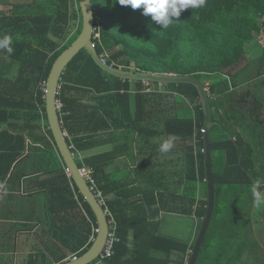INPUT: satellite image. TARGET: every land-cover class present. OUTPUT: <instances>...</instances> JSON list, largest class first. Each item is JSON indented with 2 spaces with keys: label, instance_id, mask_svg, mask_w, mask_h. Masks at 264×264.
<instances>
[{
  "label": "trees",
  "instance_id": "trees-1",
  "mask_svg": "<svg viewBox=\"0 0 264 264\" xmlns=\"http://www.w3.org/2000/svg\"><path fill=\"white\" fill-rule=\"evenodd\" d=\"M91 1L95 16L93 37L98 54L103 57L119 48L109 55V65L129 70L135 63V72L191 76L203 83L206 81L216 94V99H211L216 123L213 130L222 126L217 114L226 105V100L221 96L230 92L223 79L236 81L242 64L250 55L247 45L254 40L257 43V36L264 26V21H260L264 18V0H206L203 7L190 8L179 18H171L167 28L143 15L142 8L133 10L130 6H121L118 0ZM9 7V12L0 14V38L11 37L13 48L11 54L0 49V125L12 120L20 123L0 131V188L24 156L27 140H30L34 146L31 152L38 154L40 159L47 158L51 164L50 168L43 167L41 172L44 171L43 176L47 178L34 190L48 193L46 205L50 227L46 232L52 243L64 252L50 264H63L70 255L81 257L91 248V236L98 228L91 207L80 194L56 147L45 103V89L52 67L80 35L82 24L79 33L70 38L82 14L77 11L76 0H33L26 4H9ZM16 70L18 75L11 77ZM158 88L162 93H145V83H135L137 117L158 113L164 121V134L181 141L191 140L197 134L198 146L202 149L204 113L201 104H197L200 103L197 89L188 84ZM131 96V83L104 72L85 50L73 59L62 76L58 94V101L63 105L59 111L62 128L67 133L69 146L76 148L72 152L80 169L92 170L102 192L105 191V180L98 174L107 163L97 165L89 157L82 162L77 153L90 150L98 136L125 128V123L131 121ZM135 122L138 123V118ZM213 130V153L226 150L228 160L221 172L215 170L213 159L215 210L197 264H264V258L254 257L251 262L244 257L248 250L260 248L252 236L250 218L244 214L248 219L243 216L241 221L235 209L225 210L221 205L224 188L236 184L246 187L253 183L249 156L242 143L219 139V136L215 138ZM188 152L183 194V199L189 200L188 208H175L174 213L191 215L194 212L202 220L207 200L202 201L196 211L192 208L201 183L205 197L208 195L205 157L201 152L196 157L193 147L188 148ZM37 170L33 169L35 173ZM253 201L254 198L251 204ZM143 215V212L138 213L134 223L123 214L116 218L115 255L106 262L170 264L168 260L151 256L152 251H163L178 254L174 256V264L189 263L193 249L189 242L164 238L155 232H147L148 235L140 238L138 222H146ZM131 229L135 232L133 242L128 240ZM49 260L50 257L43 256L41 260H31L30 264H48ZM99 262L100 259L94 264Z\"/></svg>",
  "mask_w": 264,
  "mask_h": 264
},
{
  "label": "crops",
  "instance_id": "crops-1",
  "mask_svg": "<svg viewBox=\"0 0 264 264\" xmlns=\"http://www.w3.org/2000/svg\"><path fill=\"white\" fill-rule=\"evenodd\" d=\"M248 50V62L245 61L247 64L242 65L236 77L237 86L233 85L234 80L228 78L230 92L221 96L226 100V105L217 114V120L222 125L220 128L223 133L219 139L243 144L254 176L251 186L236 184L224 188L221 194V205L225 210L235 209L241 221L243 216L246 220L250 218L252 236L260 246L245 254L244 257L251 261L254 257L264 258V203L257 205L252 193V188L256 187L264 196V49L261 48L258 55ZM11 77H14L13 74ZM250 84L253 90L249 89ZM205 85L208 87L209 84ZM158 87L161 85L145 83L144 92L162 93ZM134 88L135 83H131V121L125 123L124 129H113L106 135L98 136L90 150L81 154L78 152L77 155L82 162L89 157L97 165L107 163L98 177L105 180L103 195L115 221L122 214L133 220L138 213L143 212L146 224L138 222L140 238L148 235L147 232H155L158 236L186 241L194 246L203 219L194 212L183 215L174 213V210L188 208V198L183 199L190 155L188 148L193 147L197 157L201 152L198 146L200 139L195 134L193 139L181 141L164 134V121L158 113L137 117ZM244 88L247 91L241 93ZM137 118L138 123L135 122ZM19 123L18 120H12L0 125V131ZM166 143L170 145L169 149L161 151ZM31 147H34L33 144L27 140L24 156L14 165L0 188V264H30L31 260H41L43 256L50 257V264L52 259L64 253L52 243L50 234L46 232L50 227L46 205L48 193L46 190L35 191L34 188L47 176H43L44 171L40 169L35 173L32 165H28L31 160L40 159L38 154L31 152ZM219 152L224 160L223 169H220L222 172L227 165L228 154L222 149ZM26 158L29 159L27 163L24 161ZM20 166L23 167L22 171L18 170ZM239 182L242 183V179ZM206 200L208 195L205 197L201 183L193 211ZM134 239L135 232L131 229L128 240L133 242ZM177 255L163 251H152L151 254L158 260H168L170 264H174V256ZM74 257L77 255H70L65 262ZM98 264L108 263L101 261Z\"/></svg>",
  "mask_w": 264,
  "mask_h": 264
},
{
  "label": "water",
  "instance_id": "water-1",
  "mask_svg": "<svg viewBox=\"0 0 264 264\" xmlns=\"http://www.w3.org/2000/svg\"><path fill=\"white\" fill-rule=\"evenodd\" d=\"M79 10L82 14V31L77 39L58 57L55 61L49 78L46 84L45 103L46 113L56 147L60 153L61 158L72 177L80 194L85 199V202L91 207L98 225V233L96 240L91 248L81 257L76 260H71L63 264H94L100 256L108 241L110 225L106 210L99 203L98 199L91 191L89 184L82 176L80 167L72 152L71 147L67 142V135L62 128L58 109V94L62 81V76L66 71L68 65L73 59L85 50L88 55L92 57L94 62L107 74L116 78L129 81L130 83L143 82L158 85H181L188 84L194 86L198 93L200 104L204 113V130L203 134V154L205 157V182L207 184L208 200L206 214L203 218L202 225L196 237L193 249L190 253L188 264H197L201 250L203 248L208 230L211 225L215 210L216 202V188L213 168V142L212 130L216 123L213 121V107L211 99L216 97L213 88H208L205 83L201 82L195 77L178 76L174 74H161L151 72H135L132 69L115 68L104 62L102 57L98 54L96 45L94 43L95 30V16L94 8L91 0H76Z\"/></svg>",
  "mask_w": 264,
  "mask_h": 264
},
{
  "label": "clouds",
  "instance_id": "clouds-1",
  "mask_svg": "<svg viewBox=\"0 0 264 264\" xmlns=\"http://www.w3.org/2000/svg\"><path fill=\"white\" fill-rule=\"evenodd\" d=\"M206 0H118L121 6H130L133 10L143 9V15L150 16L153 21L167 28L173 17L179 18L181 13L190 8H200L205 5ZM11 37L5 35L0 38V49L6 50L9 54L13 52ZM169 144H164L161 151H167ZM252 193L257 205L264 203V196L252 188Z\"/></svg>",
  "mask_w": 264,
  "mask_h": 264
},
{
  "label": "built area",
  "instance_id": "built-area-1",
  "mask_svg": "<svg viewBox=\"0 0 264 264\" xmlns=\"http://www.w3.org/2000/svg\"><path fill=\"white\" fill-rule=\"evenodd\" d=\"M263 21H264V18H262L261 23H263ZM96 36L99 37V35H96ZM257 43L262 49H264V26L261 27L260 32L257 36ZM108 58H109L108 54H106V56L102 57L104 62H107ZM62 107H63V105L59 101L58 102L59 111L62 109ZM201 133L203 135L205 133V130L202 129ZM71 149L76 150V148L74 146H71ZM196 151H198V150H196ZM201 152H203V148L201 149ZM80 172H81L82 176L85 178V180L87 181V183L89 184L91 191L94 193V195L98 199L99 203L106 210V214L109 218V225H110L109 237H108V241L106 243V246H105V248H104V250L100 256V261H107L108 259H111L115 255V245H116V241H117V223H116L115 219H113V217L109 213V210L107 209V205H106V201H105L103 192L98 188L96 181L93 178L92 170L90 168L83 167L80 169ZM97 233H98V229L96 228V229H94L93 235L91 236V239H90L91 243H94V241L96 240ZM77 258L78 257H74L72 260H76Z\"/></svg>",
  "mask_w": 264,
  "mask_h": 264
},
{
  "label": "rangeland",
  "instance_id": "rangeland-1",
  "mask_svg": "<svg viewBox=\"0 0 264 264\" xmlns=\"http://www.w3.org/2000/svg\"><path fill=\"white\" fill-rule=\"evenodd\" d=\"M31 2H33V0H0V14L1 13H4V12H9L10 11L9 4H23V3L26 4V3H31ZM77 11L79 12V9L78 8H77ZM260 21L262 22V18L260 19ZM81 24H82V16L79 15V19L77 20V23L75 24L76 26L73 28V31L71 32V35L72 36L70 38H72L73 36H76L79 33V30L81 28ZM60 43L63 44V42H61V41H60ZM246 48L247 49H251V51L253 52V55H255V54L258 55L262 51L261 48L257 45V43H256L255 40L253 42H251L250 44H248ZM118 49L119 48H116L115 50L108 52V55H111V53H113L115 51H118ZM247 62H244L242 65L245 66L247 64ZM135 68H136L135 63H132L131 64V69L134 70ZM17 75H18V71L16 70L13 76L15 77ZM226 79H228V78H226ZM228 82H229V79H228ZM228 82L225 79H223V83L224 84H227ZM204 83H206V81H204ZM252 88L253 87L250 84V88L249 89L253 90ZM45 91H46V89H45ZM245 91H247L246 88H244L241 93H243ZM197 104H200V103H197ZM241 110L244 111L243 108H241ZM45 131L46 130H45V127H44L43 132H45ZM222 134L223 133H222V130H221L220 127H218V129L215 128L213 130V137H215V138H216V136H219V135H222ZM213 159H214V163H215V170L218 171L220 169H223V165H224V162L223 161L224 160H223V157L221 156V153L219 152V150L214 151V153H213ZM24 161L27 163V162H29V159L26 158ZM28 165H32L33 168H38V170L39 169L42 170L43 167H48V168L51 167V164H50L49 160H47V158L46 159H38V161L31 160ZM18 170L22 171L23 170V167L20 166ZM35 206L37 207V204H35Z\"/></svg>",
  "mask_w": 264,
  "mask_h": 264
}]
</instances>
